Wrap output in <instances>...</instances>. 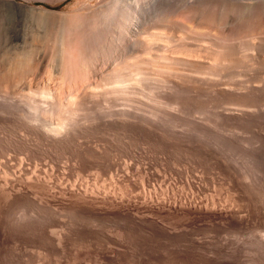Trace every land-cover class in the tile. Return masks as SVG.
<instances>
[{
  "label": "rangeland",
  "instance_id": "obj_1",
  "mask_svg": "<svg viewBox=\"0 0 264 264\" xmlns=\"http://www.w3.org/2000/svg\"><path fill=\"white\" fill-rule=\"evenodd\" d=\"M16 1L50 22L0 19V264H264V0Z\"/></svg>",
  "mask_w": 264,
  "mask_h": 264
},
{
  "label": "bare ground",
  "instance_id": "obj_2",
  "mask_svg": "<svg viewBox=\"0 0 264 264\" xmlns=\"http://www.w3.org/2000/svg\"><path fill=\"white\" fill-rule=\"evenodd\" d=\"M27 1H30V0H27ZM26 1V2H27ZM32 1V0H31ZM35 1H37V0H35ZM43 1V0H42ZM25 2V1H24ZM214 2V1H213ZM209 4V3H208ZM210 6V5H209ZM198 7V6H197ZM45 9V8H44ZM43 9V10H44ZM47 9V8H46ZM43 10L41 9V8H38V7H36L35 5H33L31 2H27V3H19V2H17L16 0H0V19L1 20H7L8 21V24H9V26H10V29L11 30H9V31H12L13 33H15V35L17 36V35H19L18 33L20 32V31H22V30H25L27 27H29V26H31V24H33L34 25V23L35 22H39V23H42L43 24V22H41L42 20H44V24H45V21L47 22V23H49L50 22V20H48L47 18L45 19V15H47V13H45V15H44V13H43ZM45 11V10H44ZM81 11V10H80ZM46 12H49V11H46ZM77 12V11H76ZM79 12V11H78ZM54 15H55V13L54 12H52ZM82 13V12H81ZM49 14V13H48ZM51 14V13H50ZM51 15L52 17L54 16V15ZM58 14V13H57ZM207 14V13H206ZM43 15H44V17H43ZM63 15L65 16L66 14L65 13H63ZM70 15V14H69ZM203 15V14H202ZM58 16H60L59 14H58ZM72 16V15H71ZM70 16V17H71ZM76 16V15H75ZM75 16L73 15V17L75 18ZM82 16V15H81ZM175 16V15H174ZM46 17H49V19L51 18L50 17V15L49 16H46ZM55 17V19H56V16H54ZM62 17V16H61ZM43 18V19H42ZM65 18V17H64ZM42 19V20H41ZM52 19V18H51ZM54 19V18H53ZM59 19V18H58ZM68 20H69V18H67ZM177 19V18H176ZM41 20V21H40ZM49 22H48V21ZM57 20V19H56ZM53 21L54 23H52L53 25L55 24V26L54 27H56L57 25L59 26V23L61 22V24H60V26H62L61 27V29L64 27L63 25H62V21H64V20H62V19H60V21L58 22V20L57 21ZM75 20H77V16H76V19ZM171 20V19H170ZM209 20V19H208ZM52 21V20H51ZM79 21V20H78ZM81 21V20H80ZM56 22H58V24L56 23ZM65 22H67L66 20H65ZM75 22H77V21H75ZM75 22H74V20H72V18H71V21H69L67 24H69V25H71L72 26V24H75ZM1 23V22H0ZM2 23H5V21L3 22L2 21ZM38 23V24H39ZM71 23V24H70ZM7 24V23H6ZM8 24H7V27H8ZM36 24V23H35ZM38 24H36V25H38ZM52 24H50L51 26H52ZM57 24V25H56ZM66 24V25H67ZM32 25V26H33ZM77 25V24H76ZM76 25H73L72 27H71V29H70V26H66V27H64V28H67V27H69V32L72 30V28L74 27V26H76ZM39 26V25H38ZM81 26V25H80ZM53 27V26H52ZM163 27V26H162ZM60 27H58V29H59ZM78 28V27H77ZM8 29H9V27H8ZM44 29V28H43ZM52 29V28H51ZM54 29V28H53ZM58 29H56V30H58ZM80 29V28H79ZM55 30V29H54ZM56 30L54 31V32H56ZM63 30V29H62ZM74 30V29H73ZM59 31V30H58ZM68 31V30H67ZM75 31V30H74ZM78 31H80V30H78ZM181 31V30H180ZM66 32V31H65ZM149 32V31H148ZM205 32V31H204ZM21 33V32H20ZM57 33V32H56ZM64 33V32H63ZM70 33H72V32H70ZM69 33V34H70ZM55 34V33H54ZM153 34V33H152ZM155 34V33H154ZM160 34V33H159ZM189 34V33H188ZM68 35V34H67ZM81 35V34H80ZM218 35V34H217ZM216 35V36H217ZM61 36V35H60ZM77 36H79V35H77ZM82 36V35H81ZM85 36V35H84ZM139 36V35H138ZM141 36V35H140ZM152 36H154V35H152ZM156 36V35H155ZM158 36V35H157ZM160 36V35H159ZM163 36V35H162ZM58 37V36H57ZM65 37L67 38V36L65 35ZM150 37V36H149ZM171 37V36H170ZM14 38V37H13ZM16 38H19V37H15V39ZM54 38V37H53ZM79 38V37H78ZM94 38V37H93ZM155 38V37H154ZM163 37H161V39H162ZM85 39H86V37H85ZM98 39V38H97ZM142 39H143V37H142ZM151 39H153V38H151ZM160 39V37L157 39V40H159ZM82 40V39H81ZM154 40H156V39H154ZM153 40V41H154ZM165 40V39H164ZM57 41V40H56ZM146 41V40H145ZM149 41V40H148ZM151 41V40H150ZM169 41V40H168ZM177 41V40H176ZM205 41V40H204ZM44 42V41H43ZM76 42H77V40H76ZM156 42V41H155ZM202 42V41H201ZM62 43V42H61ZM78 43V42H77ZM144 44V43H143ZM146 44V43H145ZM152 44V43H151ZM211 44V43H210ZM60 45V44H59ZM80 45V44H79ZM153 45V44H152ZM167 45V44H166ZM186 45V44H185ZM74 46V45H73ZM78 46V45H77ZM146 46V45H145ZM157 46V45H156ZM180 46V45H179ZM219 46V45H218ZM68 47V46H67ZM86 47V46H85ZM190 47V46H189ZM183 48V47H182ZM170 49V48H169ZM186 49V48H185ZM55 50V49H54ZM76 50H77V48H76ZM139 50V49H138ZM152 50V49H151ZM150 50V51H151ZM195 50V49H194ZM202 50V49H201ZM73 51V50H72ZM147 51V50H146ZM64 52V51H63ZM71 52V51H70ZM67 53V52H66ZM66 53H65V55H66ZM70 54V53H69ZM141 54V53H140ZM216 54V53H215ZM218 54V53H217ZM71 55V54H70ZM99 55V54H98ZM212 55V54H211ZM58 56V55H57ZM111 56V55H110ZM118 57V56H117ZM169 57V56H168ZM192 57V56H191ZM68 58V57H67ZM70 59H71V56L69 57ZM68 58V59H69ZM80 58V57H79ZM78 58V59H79ZM84 58V57H83ZM133 58V57H132ZM164 58H166V57H164ZM174 58V57H173ZM163 59V58H162ZM176 59V58H175ZM193 59V58H192ZM28 60V59H27ZM65 60H66V58H65ZM74 60V59H73ZM165 60H167V58L165 59ZM184 60V59H183ZM86 61V60H85ZM84 61V63H86ZM162 61V60H161ZM180 61V60H179ZM187 61V60H186ZM20 62H21V60H20ZM23 62V61H22ZM69 62V61H68ZM68 62L66 61V64H68ZM183 62V61H182ZM18 63H19V61H18ZM30 63V62H29ZM70 63H71V61H70ZM84 63H83V65H84ZM99 63H100V61H99ZM123 63V62H122ZM188 63V62H187ZM79 64V63H78ZM166 64V63H165ZM173 64V63H172ZM188 64H190V63H188ZM72 65V64H71ZM16 66V65H15ZM70 66V65H69ZM158 66V65H157ZM160 66V65H159ZM164 66V65H163ZM170 65L168 64V67H169ZM191 66H193V65H191ZM21 67V66H20ZM88 67V66H87ZM161 67H162V65H161ZM160 67V68H161ZM168 67L166 68V66L164 67L165 69H167L168 70ZM171 67V66H170ZM186 67V66H185ZM75 68V67H74ZM155 68H157V67H155ZM174 68V67H173ZM29 69V68H28ZM68 69V68H67ZM138 69V68H137ZM137 69H135V70H137ZM162 69H163V67H162ZM169 69H172V68H169ZM189 69V68H188ZM87 70V69H86ZM134 70V71H135ZM70 71V70H69ZM140 71V70H139ZM162 71H165V70H162ZM174 71V70H173ZM18 72V71H17ZM22 72V71H21ZM129 72V71H128ZM141 72V71H140ZM137 73V72H136ZM136 73H134L132 76H128V74L126 75V77L125 76H123L122 78H121V80L119 81L121 84H122V88H118L117 86H114L115 88L117 87V89H121L122 90V92L124 93L125 91L124 90H126V88L128 89L129 87L127 86L128 85V83H130V82H132V84H130V85H133L135 82H137L138 80H137V78H136V76L138 75V74H140L139 72L136 74ZM158 73V72H157ZM173 73V72H172ZM185 73V72H184ZM9 74V73H8ZM82 74V73H81ZM83 74L85 75V72H83ZM122 74V73H121ZM144 74V73H143ZM161 74V73H160ZM160 74H158V75H160ZM175 74V73H174ZM17 75V74H16ZM87 75V74H86ZM130 75V74H129ZM176 75V74H175ZM192 75V74H191ZM204 75V74H203ZM68 76V75H67ZM139 76V75H138ZM137 76V77H138ZM157 76V75H156ZM145 77V76H144ZM159 77V76H158ZM163 77V76H162ZM164 78V77H163ZM169 78V77H168ZM6 79V78H5ZM149 79V78H148ZM160 80V79H159ZM20 81V80H19ZM71 81V80H70ZM75 81V80H74ZM79 81V80H78ZM141 82H142V80H140ZM150 81V80H149ZM148 81V82H149ZM185 81V80H184ZM187 81V80H186ZM190 81V80H189ZM188 81V82H189ZM8 82V81H7ZM87 82V81H86ZM118 82V81H117ZM116 82V83H117ZM134 82V83H133ZM151 82V81H150ZM149 82V83H150ZM155 82H157V81H155ZM120 83H118V85H120ZM148 83V84H149ZM157 83H160V82H157ZM161 83H163V82H161ZM161 83H160V85H161ZM70 84V83H69ZM115 84V83H114ZM137 84V83H136ZM147 84V83H146ZM156 84V83H155ZM8 85V84H7ZM144 86H145V84H143ZM167 85V84H166ZM202 85V84H201ZM151 86V85H150ZM152 86H153V84H152ZM163 86H165V85H163ZM173 86V85H172ZM183 86V85H182ZM6 87V86H5ZM4 87V88H5ZM16 87V86H15ZM72 87V86H71ZM76 87V86H75ZM81 87V86H80ZM136 87V86H135ZM139 87V86H138ZM160 87V86H159ZM106 88V87H105ZM151 88V87H150ZM164 88V87H163ZM210 88V87H209ZM131 89H135V88H131ZM138 89H140V88H138ZM147 89V88H146ZM10 90V89H9ZM8 90V91H9ZM69 90V89H68ZM112 90H114V89H112ZM116 90V89H115ZM149 90V89H148ZM153 90V89H152ZM154 90H155V88H154ZM6 91V90H5ZM44 91V90H43ZM51 91V90H50ZM110 91H111V89H110ZM120 91V90H119ZM119 91H115V92H119ZM130 91V90H129ZM142 91H144V90H142ZM155 91H158V89L157 90H155ZM70 92V91H69ZM113 92V91H112ZM147 92V91H146ZM149 92V91H148ZM45 93V92H44ZM50 93V92H49ZM83 93V92H82ZM128 93V92H127ZM135 93V92H134ZM155 93V92H154ZM159 93V92H158ZM166 93V92H165ZM223 93V92H222ZM228 93V92H227ZM47 94V93H46ZM114 94V93H113ZM112 94V95H113ZM151 94V93H150ZM161 94V93H160ZM53 95V94H52ZM82 95V94H81ZM121 95V94H120ZM153 95V94H152ZM168 95V94H167ZM225 95V94H224ZM10 96V95H9ZM8 96V97H9ZM41 96V95H40ZM56 96V95H55ZM109 96V95H108ZM111 96V95H110ZM109 96V97H110ZM119 96V95H118ZM117 96V97H118ZM135 96V95H134ZM147 96V95H146ZM158 96V95H157ZM43 97H45V96H43ZM48 97H49V95H48ZM61 97H62V95H61ZM122 97V96H121ZM129 97V96H128ZM142 97V96H141ZM163 97V96H162ZM172 97V96H171ZM46 98V97H45ZM52 98V97H51ZM70 98V97H69ZM79 98V97H78ZM97 98V97H96ZM107 98V97H106ZM147 98V97H146ZM155 98V97H154ZM165 98V97H164ZM173 98V97H172ZM175 98V97H174ZM184 98V97H183ZM10 99H11V97H10ZM44 99V98H43ZM59 99V98H58ZM137 99V98H136ZM153 99V98H152ZM166 99V98H165ZM164 99V100H165ZM168 99V98H167ZM13 100V99H12ZM47 100V99H46ZM52 100V99H51ZM77 100V99H76ZM97 100V99H96ZM101 100V99H100ZM4 101V100H3ZM74 101V100H73ZM79 101V100H78ZM139 102H140V100H138ZM156 101V100H155ZM5 102V101H4ZM62 102V101H61ZM157 102H159V101H157ZM10 103V102H9ZM71 103V102H70ZM116 103V102H115ZM178 103V102H177ZM176 103V104H177ZM224 103V102H223ZM222 103V104H223ZM90 104V103H89ZM93 104V103H92ZM113 104V103H112ZM124 104V103H123ZM152 104V103H151ZM163 104H164V102H163ZM71 105V104H70ZM82 105V104H81ZM130 105V104H129ZM133 105V104H132ZM221 105V104H220ZM34 106V105H33ZM61 106V105H60ZM89 106V105H88ZM42 107V106H41ZM58 107V106H57ZM100 107V106H99ZM105 107V106H104ZM109 107H110V105H109ZM142 107V106H141ZM148 107V106H147ZM155 107V106H154ZM162 107V106H161ZM64 108V107H63ZM119 108H121V107H119ZM118 108V109H119ZM137 107H135V109H136ZM156 108V107H155ZM174 108V107H173ZM213 108V107H212ZM60 109V108H59ZM102 109V108H101ZM105 109H108V108H105ZM140 109V108H139ZM150 109V108H149ZM57 110V109H56ZM104 110V109H103ZM120 110V109H119ZM152 111H153V109H151ZM237 110V109H236ZM35 111H36V109H35ZM106 111V110H105ZM123 111V110H122ZM127 111H129V110H127ZM134 111V110H133ZM136 111V110H135ZM138 111V110H137ZM141 111V110H140ZM143 111V110H142ZM146 111V110H145ZM154 111H156L155 109H154ZM158 111V110H157ZM172 111V110H171ZM228 111V110H227ZM243 111V110H242ZM37 112V111H36ZM71 112V111H70ZM73 112V111H72ZM76 112V111H75ZM78 112V111H77ZM115 112V111H114ZM113 112V113H114ZM117 112V111H116ZM126 112V111H125ZM131 112V111H130ZM150 112V111H149ZM224 112V111H223ZM244 112V111H243ZM242 112V113H243ZM251 112V111H250ZM35 113V112H34ZM39 113V112H38ZM44 113V112H43ZM97 113V112H96ZM117 113H120V112H117ZM127 113V112H126ZM220 113V112H219ZM66 114H68V113H66ZM125 114V113H124ZM134 114V113H133ZM139 114V113H138ZM141 114V113H140ZM160 114V113H159ZM172 114V113H171ZM170 114V115H171ZM226 115L228 114V113H225ZM234 114V113H233ZM233 114H228V115H232L233 116ZM43 115V114H42ZM116 115V114H115ZM164 115V114H163ZM169 115V116H170ZM181 115V114H180ZM204 115V114H203ZM225 115V116H226ZM45 116V115H44ZM60 116V115H59ZM67 116H69V115H67ZM100 116H101V114H100ZM105 116H106V114H105ZM113 116V115H112ZM119 116V115H118ZM123 116H126V115H123ZM137 116V115H136ZM142 116V115H141ZM143 116H145V114L143 115ZM148 115H146V117H147ZM158 116V115H157ZM162 116V115H161ZM166 116H167V114H166ZM175 116V115H174ZM222 116H224V115H222ZM234 116H235V114H234ZM46 117V116H45ZM71 118H72V116H70ZM117 117V116H116ZM127 117H129V115L127 116ZM135 117V116H134ZM138 117V116H137ZM145 117V118H146ZM154 118H155V116H153ZM171 117V116H170ZM187 117V116H186ZM52 118V117H51ZM54 118H55V116H54ZM71 118H69V119H71ZM78 118V117H77ZM119 118V117H118ZM149 118V117H148ZM162 118V117H161ZM161 118L159 119V120H161ZM168 118V117H167ZM202 118H203V116H202ZM212 118V117H211ZM34 119H36V118H34ZM39 119H40V117H39ZM102 119V118H101ZM113 119V118H112ZM114 119H116V118H114ZM132 119V118H131ZM130 119V120H131ZM158 119V118H157ZM171 119V118H170ZM173 119V118H172ZM236 119V118H235ZM33 120V119H32ZM47 120H49V119H47ZM67 120V119H66ZM65 120V121H66ZM97 120V119H96ZM110 120V119H109ZM118 120V119H117ZM121 120V119H120ZM122 120H124V119H122ZM139 120V119H138ZM148 120V119H147ZM195 120V119H194ZM229 120V119H228ZM71 121V120H70ZM103 121V120H102ZM115 121V120H114ZM154 121V120H153ZM168 121V120H167ZM173 121V120H172ZM40 122V121H39ZM61 122V121H60ZM67 122V121H66ZM69 122V121H68ZM105 122V121H104ZM124 122H127V121H124ZM139 122V121H138ZM143 122V121H142ZM146 122V121H145ZM151 122V121H150ZM155 122V121H154ZM161 122V121H160ZM202 122V121H201ZM128 123V122H127ZM140 123V122H139ZM144 123V122H143ZM153 123V122H152ZM39 124V123H38ZM43 124V123H42ZM184 124V123H183ZM33 125V124H32ZM157 125V124H156ZM174 125V124H173ZM50 127H51V125H49ZM168 126V125H167ZM44 127V126H43ZM43 127H42V129H43ZM58 127V126H57ZM56 127V128H57ZM59 127H60V125H59ZM65 127V126H64ZM69 127V126H68ZM207 127V126H206ZM61 128H62V126H61ZM60 128V129H61ZM27 129H29V128H27ZM37 129V128H36ZM39 129V128H38ZM37 129V130H38ZM44 129H46V128H44ZM51 130H52V128H50ZM40 130V129H39ZM68 130V129H67ZM200 130V129H199ZM29 131V130H28ZM34 131V130H33ZM53 132H55V133H60L59 131V128H57V129H54L53 128V130H52ZM51 131V132H52ZM66 131V130H65ZM158 131V130H157ZM187 132V131H186ZM40 133V132H39ZM38 133V134H39ZM49 133V132H48ZM68 133V132H67ZM64 134V133H63ZM40 135V134H39ZM54 135V134H53ZM48 137H51L52 138V136H49L48 135ZM55 137H57V136H55L54 135V138ZM48 139V138H47ZM53 139V138H52ZM49 140V139H48ZM65 140V139H64ZM52 141V140H51ZM50 141V142H51ZM48 142V141H47ZM44 143H46V142H44ZM53 144V143H52ZM59 146V145H58ZM6 161V160H5ZM10 162V161H9ZM14 162V161H13ZM6 163V162H5ZM7 164V163H6ZM10 164V163H9ZM18 164H20V163H18ZM12 166H13V164H12ZM20 166L22 167V169H21V167H19L20 169L19 170H23V171H28V167L26 166V164L23 162V161H21V164H20ZM9 168H11V167H9ZM13 168H14V166H13ZM32 168V167H31ZM40 171H42V170H40ZM29 172V171H28ZM15 173V172H14ZM23 173V172H22ZM26 173V172H25ZM21 174V173H20ZM18 178H19V176H17ZM19 181V180H18ZM22 183V182H21ZM17 184V183H16ZM20 184V183H19ZM23 185H24V183H22ZM14 185V184H13ZM23 185H20V186H22V188L20 189L19 188V190L16 192V193H14V196L13 197H17L18 198V196L20 195H26L27 193H28V191H30V190H28V185L26 186V184H25V186H23ZM12 186V185H11ZM19 186V187H20ZM18 187V186H17ZM29 188H31L30 186H29ZM39 188V187H38ZM32 191V190H31ZM79 191H80V189H79ZM12 192V191H11ZM75 192V191H74ZM10 193V192H9ZM5 194V193H4ZM13 194V193H12ZM29 194V193H28ZM8 195V194H7ZM32 195V194H31ZM29 196V195H28ZM36 196V195H35ZM8 198V197H7ZM32 198V197H31ZM11 199V198H10ZM13 199V198H12ZM26 200V199H25ZM7 201V200H6ZM127 210V209H126ZM194 211H195V209H194ZM131 213V212H130ZM126 214V213H125ZM131 215V214H130ZM135 215V214H134ZM220 217H221V215H220ZM135 218V217H134ZM139 218V217H138ZM143 218V217H142Z\"/></svg>",
  "mask_w": 264,
  "mask_h": 264
}]
</instances>
